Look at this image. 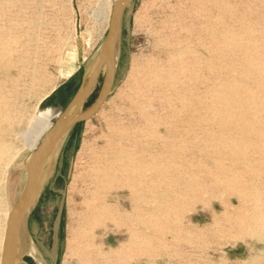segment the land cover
<instances>
[{
    "label": "rangeland",
    "instance_id": "374dc122",
    "mask_svg": "<svg viewBox=\"0 0 264 264\" xmlns=\"http://www.w3.org/2000/svg\"><path fill=\"white\" fill-rule=\"evenodd\" d=\"M112 3L0 0V264L25 158L92 66ZM133 171L134 190L118 181ZM46 180L21 264H264V0H134L111 93Z\"/></svg>",
    "mask_w": 264,
    "mask_h": 264
},
{
    "label": "water",
    "instance_id": "95a60500",
    "mask_svg": "<svg viewBox=\"0 0 264 264\" xmlns=\"http://www.w3.org/2000/svg\"><path fill=\"white\" fill-rule=\"evenodd\" d=\"M134 0H116L107 34L90 69L63 111L58 115L51 129L42 138L37 149L24 162L26 184L22 193L10 211L7 229L3 242L1 264H21L29 254V246L21 249L18 244L20 230L47 183V175L53 163V157L63 140L79 123L90 120L100 110L111 93L116 75V47L120 39L123 17L126 9ZM104 77L95 101L84 111H81L93 91L101 71Z\"/></svg>",
    "mask_w": 264,
    "mask_h": 264
},
{
    "label": "bare ground",
    "instance_id": "6f19581e",
    "mask_svg": "<svg viewBox=\"0 0 264 264\" xmlns=\"http://www.w3.org/2000/svg\"><path fill=\"white\" fill-rule=\"evenodd\" d=\"M116 0H113V3H112V8H113V5L115 3ZM112 8H111V12H112ZM110 16H111V13H110ZM109 20H110V17H109ZM108 24H109V21H108ZM107 28H108V25H107ZM143 72V71H142ZM144 72H147V71H144ZM42 137V136H41ZM41 138L37 141V143L32 147V149L29 151V153L27 154V157L25 158V161H27L29 159V157L31 156V154L37 149V147L39 146L40 142H41ZM12 154V153H11ZM14 155H17L16 152L13 154ZM11 159L9 160V163H10ZM24 161V162H25ZM137 161L136 160H131V161H128V163L130 164H133V166L135 165H138V164H135ZM9 166V164H8ZM7 166V168H8ZM8 173V169L5 170V174ZM127 179L129 180H118V181H121L122 183H125V184H128V183H131L132 184V188L133 190L135 189V182H137V180L140 179L141 177V174H139L138 172L136 171H133L132 173L130 174H127L125 176ZM10 209H5V212H4V226H5V229H4V235H3V238H2V246H3V242H4V239H5V232H6V229H7V221H8V218H9V214H10ZM24 223L22 225V228L20 230V234H19V240H18V244L19 246L21 247V241H22V233L24 232Z\"/></svg>",
    "mask_w": 264,
    "mask_h": 264
},
{
    "label": "crops",
    "instance_id": "0c3cea01",
    "mask_svg": "<svg viewBox=\"0 0 264 264\" xmlns=\"http://www.w3.org/2000/svg\"><path fill=\"white\" fill-rule=\"evenodd\" d=\"M55 107H56V106H51V107L46 108L45 110H43L42 113H43L44 118L48 117L49 113L52 112L51 110H53Z\"/></svg>",
    "mask_w": 264,
    "mask_h": 264
},
{
    "label": "flooded vegetation",
    "instance_id": "af4514ba",
    "mask_svg": "<svg viewBox=\"0 0 264 264\" xmlns=\"http://www.w3.org/2000/svg\"><path fill=\"white\" fill-rule=\"evenodd\" d=\"M101 73H102V71H101ZM99 77H100V76H99ZM93 91H94V89H93ZM93 91L91 92V94L93 93ZM91 94H90V96H91ZM90 96H89V97H90ZM88 99H89V98H88ZM88 99H87V101H88ZM87 101H86V103H87ZM86 103H85V104H86ZM45 186H46V184H45ZM45 186H44V188H45ZM44 188H43V190H44ZM43 190H42V191H43ZM41 193H42V192H41ZM39 196H41V194H40ZM37 201H38V200H37ZM37 201H36V203H35V205H34L33 210L35 209V207H36V205H37ZM33 210L31 211V213L33 212Z\"/></svg>",
    "mask_w": 264,
    "mask_h": 264
}]
</instances>
